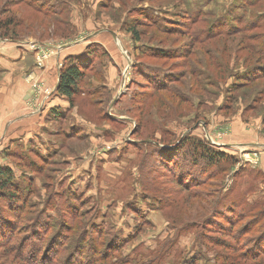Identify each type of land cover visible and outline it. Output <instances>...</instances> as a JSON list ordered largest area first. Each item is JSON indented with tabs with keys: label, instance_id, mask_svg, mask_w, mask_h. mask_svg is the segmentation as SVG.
<instances>
[{
	"label": "rangeland",
	"instance_id": "1",
	"mask_svg": "<svg viewBox=\"0 0 264 264\" xmlns=\"http://www.w3.org/2000/svg\"><path fill=\"white\" fill-rule=\"evenodd\" d=\"M10 19V40L98 57L46 133L0 135L23 201L0 197V264H255L239 258L264 233L246 147L264 142V0H0ZM192 139L237 165L195 161Z\"/></svg>",
	"mask_w": 264,
	"mask_h": 264
},
{
	"label": "crops",
	"instance_id": "2",
	"mask_svg": "<svg viewBox=\"0 0 264 264\" xmlns=\"http://www.w3.org/2000/svg\"><path fill=\"white\" fill-rule=\"evenodd\" d=\"M47 43L34 38L14 41L0 38V135L44 134L51 125L52 113L69 109L68 100L57 89L61 63L75 52L70 45L69 49L68 46L59 49ZM42 53L48 57L43 67L38 68L37 58ZM246 145L257 149L248 161L264 172V142Z\"/></svg>",
	"mask_w": 264,
	"mask_h": 264
},
{
	"label": "trees",
	"instance_id": "3",
	"mask_svg": "<svg viewBox=\"0 0 264 264\" xmlns=\"http://www.w3.org/2000/svg\"><path fill=\"white\" fill-rule=\"evenodd\" d=\"M28 5H29V8L33 10L34 5L32 6V3H29ZM34 11L38 13L39 16H42L44 18L50 17V13L45 12L42 8L35 7ZM0 24H1L0 25V32H1L0 38L10 40L11 37L9 33L11 34V32L14 31L10 29L14 25V23H12V19H10L9 21H6L5 23H0ZM130 33L134 34L135 40L140 39L138 35L136 36L137 34L136 32L130 31ZM12 40H16V39H12ZM92 45H95V44H92ZM88 48L86 49L84 53H81V55L68 56L64 59V64H63V67L59 75V83H58L57 92L60 96H63L68 100L69 102L68 111L74 108V100L81 94L80 84H82L83 80H85L86 78L87 68L91 66L90 64L93 62V59L95 58L97 59L98 57L96 55L97 51H94V50L90 51V49ZM106 53L107 55L109 54L107 51ZM59 114H60L59 112L54 111L55 118H58ZM185 143H187L189 147L191 148L190 158L195 159V161L197 162H204V164H206L207 166L211 168H216L217 170H219V169H222L226 165H237L238 163L234 157H229L225 153L219 151L217 148L210 145V143L207 141L192 139L191 141H185ZM258 171H259V175H261L264 178V172L261 169H258ZM17 183L18 181L16 179L14 170L9 166L0 165V197L8 199L15 206H18L21 202H23L20 199V195H19L20 189ZM200 186L201 184L197 183L196 185L195 184L190 185V186L187 185L186 187L185 186L183 187L189 192L190 201H192V199L206 201V199L209 198L207 194L201 195V193H190V191H192L194 188H199ZM252 193L253 192L251 190H248L246 197L249 198ZM199 203L200 202L197 203L198 208L200 207ZM218 206H220V204ZM204 207L207 208L208 206L204 205ZM233 208H235L234 205L232 206V209ZM212 217H213V214H212ZM230 217L231 216L229 215L228 217H220V218L224 220L225 222H227L228 221L227 219H229ZM218 224L222 225L223 223H218ZM241 240L242 238L237 240V246L232 245L233 252L237 251V249L240 248L239 242ZM242 247L241 248H242L243 253H242V258H239L240 263L245 262V263L262 264L263 262L264 264V233L263 231L259 232L258 235H256V237L247 239L246 245ZM259 260H262V261H259Z\"/></svg>",
	"mask_w": 264,
	"mask_h": 264
},
{
	"label": "built area",
	"instance_id": "4",
	"mask_svg": "<svg viewBox=\"0 0 264 264\" xmlns=\"http://www.w3.org/2000/svg\"><path fill=\"white\" fill-rule=\"evenodd\" d=\"M48 57L46 53L40 54V56L37 58V67L42 68L44 65L45 59Z\"/></svg>",
	"mask_w": 264,
	"mask_h": 264
}]
</instances>
